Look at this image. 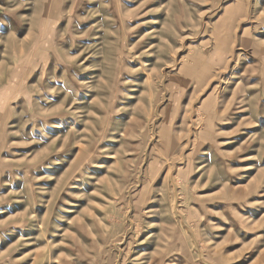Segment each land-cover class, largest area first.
I'll return each instance as SVG.
<instances>
[{
  "label": "rangeland",
  "instance_id": "374dc122",
  "mask_svg": "<svg viewBox=\"0 0 264 264\" xmlns=\"http://www.w3.org/2000/svg\"><path fill=\"white\" fill-rule=\"evenodd\" d=\"M0 264H264V0H0Z\"/></svg>",
  "mask_w": 264,
  "mask_h": 264
}]
</instances>
